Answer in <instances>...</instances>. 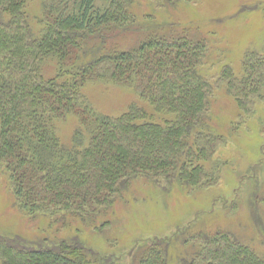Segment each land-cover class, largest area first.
<instances>
[{"label": "trees", "instance_id": "1", "mask_svg": "<svg viewBox=\"0 0 264 264\" xmlns=\"http://www.w3.org/2000/svg\"><path fill=\"white\" fill-rule=\"evenodd\" d=\"M30 0H0V171L16 204L65 230L73 221L97 225L132 182L147 177L171 189L208 188L221 178L217 157L225 137L212 128V94L234 97L240 121L264 104V52L249 49L236 73L227 64L213 80L201 67L210 44L203 33L139 30L135 0H40L34 25ZM177 5L193 0H153ZM171 30V29H170ZM91 80L133 88L140 100L120 115L96 109ZM75 116L69 141L59 122ZM72 226V225H71ZM75 234L26 240L0 233L3 264H111L109 255ZM61 233V232H60ZM170 237L155 236L127 253L136 264H170ZM198 248L178 264H264V256L235 232L194 237Z\"/></svg>", "mask_w": 264, "mask_h": 264}, {"label": "rangeland", "instance_id": "2", "mask_svg": "<svg viewBox=\"0 0 264 264\" xmlns=\"http://www.w3.org/2000/svg\"><path fill=\"white\" fill-rule=\"evenodd\" d=\"M28 10L32 22L38 25L40 0H30ZM132 10L140 28L125 34L121 41L134 44L148 31L161 29L203 33L210 41V51L201 70L212 80L227 64L239 72L247 50L264 52V0H193L175 6L135 0ZM85 91L96 109L111 115H120L131 103L142 101L133 88L100 80L89 81ZM212 100V128L226 141L217 154L223 166L216 185L189 190L175 183L166 189L139 177L110 213L98 220L96 226L108 222L103 229L73 221L62 232L47 217L26 215L16 204L8 176L0 171V233L32 240L53 233L65 237L80 228L83 241L108 254L111 264H136L127 253L138 242L155 236L170 237V264H178L198 248L195 235L225 229L264 256V104L258 102L255 115L244 122L239 119L236 100L225 88L217 86ZM142 104L150 109L148 102ZM58 125L67 142L77 119L70 116Z\"/></svg>", "mask_w": 264, "mask_h": 264}]
</instances>
